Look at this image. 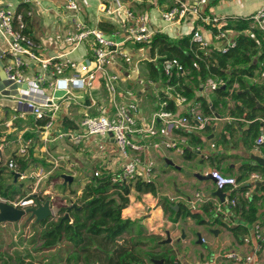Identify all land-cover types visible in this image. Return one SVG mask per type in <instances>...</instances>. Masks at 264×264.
<instances>
[{
    "label": "built area",
    "instance_id": "2783aa9c",
    "mask_svg": "<svg viewBox=\"0 0 264 264\" xmlns=\"http://www.w3.org/2000/svg\"><path fill=\"white\" fill-rule=\"evenodd\" d=\"M2 0H0L1 2ZM26 6L39 5L40 0H21ZM158 8L157 0H148ZM166 7L159 10L160 21L164 26H160L159 19L152 21L151 17L145 13H138L129 7L124 6L120 0H103L99 5L101 12L107 15H116L118 23L124 27L127 35L123 41L117 42L109 39L99 27H89L82 19V6L78 0H67L64 6L66 17L70 20L64 43L73 46V50L83 44H87L91 50V57L85 61H76L61 55L46 59H41L33 51L36 43L33 38L26 33V19L33 16V12L26 13L0 6V39L2 47L1 59L4 63V72L7 80L15 85L27 84L28 89H19V96L4 95L0 91V99H10L11 109L14 111L10 120L3 125L7 130L14 129V123L20 119H26L30 114L36 122L43 121L44 125L38 126L39 134L43 144L57 139L67 138L79 144L87 137H103L114 139L115 145L124 158L125 163L119 173L96 172L95 177L112 176L113 183L124 181L126 183L141 181H153L155 162L148 157L150 145L146 143L147 137H160L159 144L168 150L175 151L180 155L186 154L187 150L199 153L203 158L208 159L209 154L203 152L202 146L191 147L186 135L175 133L176 130H204L212 122L221 120L213 112L212 115H205L202 104L197 101L189 106L187 117H179L174 112L164 109L154 116L153 124L142 125L138 114L140 112L139 99L132 91H126L125 95L130 97L129 101H119L118 97L122 91L118 90L117 83L130 68H137L141 62L149 61L160 66L163 79L158 85V93L161 91L173 99L176 105L189 103L187 97L177 92L175 87L170 85L173 78L186 77L189 71L186 70L177 58L163 59L158 64L160 56L152 58L149 55V47L154 38L166 32L167 29L185 28V37L191 38V43L196 45V51H201L205 56L217 51L226 54L236 46L237 35H233V30L227 28V18L207 16L204 8L211 0H167ZM65 16H61L64 19ZM65 17V18H66ZM249 25L246 33L253 36L252 30L258 29L264 33V5L252 16L242 19ZM209 27L212 35L211 41L206 37L203 26ZM238 33V32H237ZM174 39V38H173ZM175 40V39H174ZM137 55V58L135 57ZM36 62L38 70L34 77H29L27 69L30 68V61ZM253 85L264 83V59L258 63V69L253 71V76L249 77ZM202 92L204 95L216 93L221 87H228V80L218 76H210L204 82ZM103 84L108 86L111 93V100L108 107L99 106V95ZM152 81H148V85ZM239 86L233 85L230 95L238 91ZM83 94L90 97L92 107H98L96 113L86 111ZM72 102L83 106L85 113L76 128H68L67 125L58 126L57 118L60 115L62 104ZM13 104V105H12ZM1 107L8 105L0 104ZM162 108L166 103H162ZM214 114V115H213ZM165 122V127L161 130L156 127V119ZM198 122V126L194 124ZM54 136V137H53ZM19 148L17 156L25 157L29 154L33 139L18 140ZM212 144V148H215ZM256 149L264 148V122L261 132L255 140ZM3 146H0V152ZM264 158V156H263ZM257 167V163H254ZM5 166L15 178L18 173V180L35 179L38 184L48 178L45 169L40 168L30 173H22L15 157H11L5 162ZM212 174L218 179L216 188L225 193L224 202L218 198L214 204V214L229 224L236 213L243 218V212L249 206L255 204L257 208V219L250 224L253 239L258 242L253 253L240 254L230 251L226 253V258L231 264H264L261 252L264 251V186L260 188L256 184L264 183V171H247L241 181L237 176L224 178L218 170H210L206 174ZM173 202H187L192 210H200L203 204L211 201L210 197L203 193H198L194 198H170ZM35 206L34 200L23 202L22 207ZM238 208L244 211H237ZM240 226L241 224H235ZM245 226V225H243ZM246 227V226H245ZM243 242L251 244L252 237L245 236Z\"/></svg>",
    "mask_w": 264,
    "mask_h": 264
},
{
    "label": "crops",
    "instance_id": "0c3cea01",
    "mask_svg": "<svg viewBox=\"0 0 264 264\" xmlns=\"http://www.w3.org/2000/svg\"><path fill=\"white\" fill-rule=\"evenodd\" d=\"M66 1L67 0H40L39 5L26 6L21 0H2L0 6L8 7L22 13H26L28 10L33 12V16L26 19V33H28L35 41L36 47L33 51L39 56V58L46 59L67 55L68 58L72 60L85 61L91 57L89 45L83 44L73 50L72 45L64 43L66 33L71 26L70 20L65 16L66 13L64 6ZM78 1L82 6V19L89 27H99L105 35L113 41L120 42L126 38L127 33L124 30V27L118 23V17L116 15H107L100 11L99 5L103 0ZM120 1L124 6L131 8L135 12L148 14L152 21H157L159 19V10L170 3L167 0H157V8L154 3L149 2L148 0ZM263 5L264 0H211L204 8V13L207 16L227 18L226 26H228L254 15ZM61 16H65L66 18L64 17V19H62ZM36 19H38L37 22L35 21ZM44 26L46 27L45 31ZM203 31L206 37L211 41L212 35L209 32V27L204 25ZM236 34H238L237 31L233 30V35L235 36ZM2 47H4V44L0 39L1 52ZM135 57L137 58V55H135ZM143 63L144 62L138 64V69L135 67L130 68L129 71H126L120 76V81L117 83V87L118 90L122 91V95L118 97V100L127 102L130 100V97L126 96L125 92H134L139 99L140 112L138 117L140 123L142 125L146 124L150 126L153 124L154 116L160 113L163 108L159 103L160 96L158 93V85L154 82L148 85V81L150 80L148 77L149 75L145 76V81H143L141 77L144 68ZM37 66L36 62L30 61V68L27 69L29 77H34L38 70ZM146 71L148 73L147 69ZM140 81L143 82L144 86L147 84V88L150 89L152 95L146 94L144 88L135 91L130 87L134 85L141 87L137 84L141 83ZM244 81L247 86L253 85L249 80V77H246ZM241 92H243V90L239 88L238 91H236V94ZM82 96L84 99L80 100V103L84 101L86 111L89 113H96L98 107H92L93 104L90 101V97L87 94H83ZM95 97L99 99V106L102 104V106L108 107L111 100V93L108 86L103 84L100 94ZM197 97H205L212 106L215 104L216 106L213 107V112L216 116L220 117L221 120L212 122L210 126H207L201 131L194 129L182 131L176 130V135H186L192 145L191 147L202 146L203 152L209 154L210 157L207 160H210L213 166L206 167V165H204L206 170L203 174H206L213 169L218 170L220 164H223L225 161H230L229 166L230 169L235 172L234 176L245 175L247 171L243 173L245 171L243 166H255V161H253L251 157L259 156L263 158L264 156V148L256 149L255 147V134L259 135L261 132L264 122V112L256 111L255 119L252 121L247 119L250 114V108L245 107L244 100H233L230 102V97L224 100L218 96L217 92L211 95H204L202 87L197 92ZM11 102L10 99H0V104L8 105V107L0 106V124L10 120L13 115L14 111L10 107ZM194 102L196 101L193 100L191 102L189 101L188 104L177 105L178 109L174 113L179 117H187L189 115V106ZM84 107L72 102L62 104L60 115L57 118L58 126L64 124L67 125L64 120V118H67L69 123L72 124L70 126L67 125V127L71 129L76 128L85 113ZM237 107H241L244 111L240 118H236L234 115V112L238 111ZM255 109L260 108H257L256 106ZM223 110H225L226 114L221 116L220 114ZM257 121L261 123L259 128L253 127L252 125ZM194 124L196 126L199 125L195 120ZM230 124H233L234 126L229 130L227 129V126ZM14 127L15 128L12 130H7L3 125H0L3 132L9 134V143L14 146L16 151L15 155L17 156L19 148V138L33 139L34 143L29 150V154L25 156V158L28 159L31 156L32 149L35 151L34 153L39 150L38 153L41 154L40 157L43 158L47 164V166H40L38 168H43L48 173V178L45 181L56 183L66 195H68L69 192L77 191L78 196H81L85 186L95 177L96 172L116 174L121 171L125 163L124 158L119 153L115 142L112 141L111 138L87 137L79 144H75L69 139H57L46 145L43 144L41 140L37 122L30 114L27 115L26 119L16 121ZM156 127L161 130L165 127V122L157 118ZM28 132L32 133L31 135L34 136L29 138L26 137L25 135ZM191 135L197 136L201 142L198 143V145H195L196 143H193L191 140ZM217 137L220 139L215 140ZM160 140V137L149 136L146 141V143L150 145L148 158L155 162L154 182L158 186V195L155 196L152 193H138L134 190V193L129 196L130 203L128 207L123 210L122 216L124 219H131L138 222L141 225V228L145 231V234L143 235L144 238L149 239L153 236L161 238L158 245H155L153 242L148 243L154 244L156 247H161L162 252L160 254H164L168 251H172L171 249L175 246L174 244L162 245L160 243L162 240L167 239V233L170 232L171 237L174 239L182 237L184 230L183 228H181L182 230L179 228L182 218L178 223L171 221L169 215L166 214L163 206L160 204V199L164 197H182L188 200L189 198H194L198 193L206 194L208 192H214L217 188L216 184L211 181L200 182L196 178L187 176L186 174V172L195 173L200 171L199 167L201 163L198 162H200L201 158L203 159L202 155L197 153V156L194 159H187L184 155L182 156L175 151L168 150L160 145ZM100 141L101 145H99ZM207 142H210V147L207 146ZM212 144H215L216 147L212 148ZM0 146H3V150L0 152L1 158L6 162L12 156L5 158L4 145L1 144ZM166 159L172 161L174 166L167 164ZM175 166L181 167L182 170H178ZM63 175L74 177L72 184H66L68 185L66 189L61 187L62 185H65L62 177ZM76 178H79L78 183H75ZM46 193H48V191H46ZM210 198V202L215 204L216 199L213 197ZM215 217L216 216H214V219ZM238 223L245 225L247 228L246 231L234 232L229 229L238 227L235 225ZM170 225L173 226L171 229L169 228ZM190 225H193L194 227L197 226L201 229L203 228V225L196 224L194 219L191 220ZM223 226L224 225H222V227ZM250 228V224L236 213L233 220L229 221L228 226L226 225L223 227V241L216 242L213 239L215 234L212 235L213 238L207 236V234L201 235V242L195 241L196 239L194 237L188 238L187 235L184 239L178 242V244L183 243L184 248L187 246L192 247V252L190 253L189 258L185 254H179L176 255V257L171 254V256L175 258V264H231V261L226 258L227 252L234 251L240 254H251L258 246V242L253 239L252 230ZM186 229L187 228H185V231ZM221 232L222 231H219L218 235H220ZM163 233H166V236H164ZM218 235H215V237ZM245 236L252 237L251 244L246 245L243 242ZM174 241H176V239ZM224 241L227 243H224ZM261 256L264 261V251L261 252ZM1 258L2 256L0 255V264H3L4 261L3 259L1 260ZM7 263L13 264L9 263V258L7 259Z\"/></svg>",
    "mask_w": 264,
    "mask_h": 264
},
{
    "label": "trees",
    "instance_id": "16d2710c",
    "mask_svg": "<svg viewBox=\"0 0 264 264\" xmlns=\"http://www.w3.org/2000/svg\"><path fill=\"white\" fill-rule=\"evenodd\" d=\"M227 28L238 32L236 46L229 50L226 54L213 52L210 56H205L203 52L196 51V45L191 43L190 37L174 40L173 37L165 32L157 35L149 47V55L154 58L160 56L158 60L160 64L163 59L177 58L182 66L190 72L186 77L173 78L170 85L174 86L176 91L187 97L188 100L197 101L202 104V109L206 115H212V108L205 97H197V92L202 87V84L210 76H218L228 80L229 86L221 87L217 94L224 100L230 97L229 87L234 83H239L243 92L235 94V100H244L245 107L250 108L248 120L255 119V112H264V109H255L258 103L264 106V83L262 85L247 86L244 79L253 76V71L258 69V63L264 59V33L258 29H253V36L246 33L249 30L247 22L240 20L233 25H228ZM262 51L258 52V48ZM149 78L154 83H160L163 79L161 68L155 63L146 61ZM191 75L195 80L194 88L186 84L190 81ZM191 80L190 82H192ZM249 91V92H248ZM255 97V99L253 98ZM160 105L166 103L163 108L168 112H176L178 107L173 99H168V96L161 91ZM237 112H234L236 118H240L244 111L241 107H237ZM68 126L67 118H64ZM45 122L38 121L37 126L44 125ZM260 122H254L253 127H260ZM234 125L230 124L227 129ZM256 138L258 134H255ZM254 136V137H255ZM3 134L0 130V145ZM191 140L195 145L201 140L191 135ZM197 156L196 152L187 150L185 157L194 159ZM19 164L22 173H29L33 169L40 166H47L44 160L36 157L34 150H31V156L17 157L14 155ZM245 171L261 170L260 166L245 165ZM112 176L94 177L88 183L81 196H78L77 191L71 192L73 197H76V202L69 198V203L75 205L62 206L60 208V217L57 220H46L35 223V226H43L41 232L43 239L42 248L45 250L54 249L64 243L68 244L77 254L76 257L81 264H154L151 259H164L166 264H175V258L170 256L172 251H168L156 257L151 252L146 253L144 248L149 245L143 238V230L141 225L131 219H124L122 212L130 203L129 196L132 191L138 193H152L158 195V186L154 181L141 182L135 181L126 183L119 181L113 183ZM243 176H237L238 181H241ZM20 180L15 182V178L8 168L4 166V161L0 155V197L6 200H13L15 196L21 194L23 184H19ZM66 189L68 185H62ZM34 199L33 196H31ZM37 201V199H35ZM40 200V199H39ZM160 204L163 206L166 214L169 215L171 221L178 223L181 218H192L197 221L198 225L212 223L211 212L214 209V204L208 202L203 204L201 210L205 215L192 214L190 210L183 204L173 202L169 198H161ZM178 207V210L176 209ZM244 211L238 208L237 211ZM257 208L255 204L249 206V209L243 212V218L248 224H252L257 219ZM69 218H66V215ZM214 215V214H213ZM215 216V215H214ZM209 218V221H207ZM215 224L228 226L221 218L215 217ZM138 226L140 233L132 238H127L126 233L133 227ZM234 232L246 231V227L240 225L238 227L229 228ZM155 245L159 244L161 238H149Z\"/></svg>",
    "mask_w": 264,
    "mask_h": 264
},
{
    "label": "rangeland",
    "instance_id": "374dc122",
    "mask_svg": "<svg viewBox=\"0 0 264 264\" xmlns=\"http://www.w3.org/2000/svg\"><path fill=\"white\" fill-rule=\"evenodd\" d=\"M158 17L160 18V14ZM37 20L38 19H36L35 21L37 22ZM159 24L160 26H164L163 22H161L160 19H159ZM45 30H46V27L44 26V31ZM166 32L169 33L175 40H178L180 39V36H183V37L185 36V32H187V29L183 27L182 28L178 27V28L167 29ZM259 51H262V48L259 47L258 52ZM143 65H144V68L142 70L141 77L143 81H145L146 80L145 76H148V73L146 71L147 69L146 62H144ZM191 80H193L192 75L190 77V81ZM190 81H187L186 84L194 88L195 80H193L192 82ZM141 83H137L141 87H137V85L130 86V87H132V89H134L135 91H139L144 88L146 94L152 95V92H150V89L147 88V84L145 83L146 84L145 85L146 87H145L143 85V82ZM204 84L205 83H203L202 86H204ZM235 84H237L239 88H241L239 83H234L233 85ZM233 85L230 86V90L233 89ZM235 94L236 93H233L232 95H230V99H231L230 102L233 100L236 101L234 98ZM225 114H226L225 110H223L221 111L220 115L224 116ZM0 130H2V133H3V137H2L3 143L2 144L4 145V152H5L4 157L5 158H7L8 156L13 157L16 151L14 149V146L9 143L10 142L9 134L3 132L2 128H0ZM31 134L32 133L28 132L25 136L28 138L33 137L34 135H31ZM219 139L220 138L217 137L215 140H219ZM63 140H68V139L64 138ZM99 145H101V141L99 142ZM210 145H211L210 142H207V146L210 147ZM38 151L35 153V155L37 156L38 159L44 160L43 158L40 157L41 154L38 153ZM229 162L230 161H225L223 164H220V166L218 167L219 168L218 171L220 172L221 176L224 178L235 177L234 176L235 172L232 169H230ZM198 163H201L199 167V170H200L199 173H203L206 170L204 165H206V167L213 166L210 160H207L205 158L203 159L201 158L200 162ZM4 166H5V162H4ZM36 169H33V170H36ZM261 171H263V169H261ZM245 172L246 171H244L243 173ZM154 180H155V174L153 175V181ZM78 182H79V178H76L75 183H78ZM21 183L23 184V187L21 188V194H24L23 197L21 195H17L14 197L12 201L6 200L2 197L0 198L16 206L22 205L23 202L31 200L32 195L37 196L36 198L33 199L35 205H36L35 199L37 198L40 199L42 203H44L47 200H50L52 207H53V215L49 219L50 221L57 220L60 217L59 211L62 206H67V205L72 206L73 205L69 203L68 201L69 198H72L76 202V197H73L71 192H69L68 195H66L65 193H63L60 187L56 185V183H52L51 181L47 182L44 180L38 184L37 180L29 178V179H26L25 181L20 180L19 184ZM46 191H48V193H46ZM132 193H134V191H132ZM171 198H174V197H171ZM213 212H211L210 214L212 218V223H207L203 225L202 229L198 228L197 226L194 227L193 225H190L191 220H193L192 218H188V219L182 218L179 228L180 229L183 228L184 231H185V228H187L185 231V235L186 236L188 235V238L194 237L196 239L195 241L197 242L199 241V235L201 236V235L207 234V236H210L211 238H213L212 236L213 233H211V231L219 230V231H222L221 234L216 237L214 235L213 239L216 242L223 241L224 239L223 227L224 226L222 227V225L214 223L215 219H214ZM194 222L197 224V221L194 220ZM172 227L173 226L170 225L169 228L171 229ZM43 229H44L43 226H35V221L34 219H30L29 214L26 215L17 224L8 223V224L0 225V255L2 256L1 260L3 259L4 263L6 264H8L7 263L8 258H9V263H13V264H81L76 257L77 253L71 247H67L68 244L66 243L54 249H51V250L43 249L42 248L43 239L41 236V232ZM139 233L140 231H139L138 226H135L132 229H130L129 232L126 233V237L130 239L134 236H137ZM142 233L144 235L145 231L143 230ZM163 235L166 236V233H163ZM143 239L147 242H152L148 238H143ZM175 239L176 240L180 239V237L174 238V240ZM224 243H227V242L224 241ZM161 250H162L161 247H156L154 244H151V243H149V245L144 248V251L146 253L151 252L153 255L155 254L156 257H159L157 254L159 255L163 254V253L160 254L162 252ZM171 250L173 252V255H175V257L176 255H179V254H185L189 258V255L192 252V247L187 246L184 248L183 243H180L178 245L173 246V249ZM155 260H162V259H155ZM146 264H150L149 261H146Z\"/></svg>",
    "mask_w": 264,
    "mask_h": 264
},
{
    "label": "water",
    "instance_id": "95a60500",
    "mask_svg": "<svg viewBox=\"0 0 264 264\" xmlns=\"http://www.w3.org/2000/svg\"><path fill=\"white\" fill-rule=\"evenodd\" d=\"M1 55V51H0ZM19 89H28L27 84L23 85H15L12 84L9 80H7L6 74L4 72V63L0 57V91L4 95H11V96H19ZM249 92V91H248ZM255 99V97H253ZM257 108L264 109V106L260 103L257 104ZM214 110V108H212ZM114 141V139H112ZM253 161L257 163L258 166L264 168V158L259 157V156H252L251 157ZM167 164H171L174 166V163L168 159H166ZM178 170H182L181 167L175 166ZM187 176L194 177L199 181H211L213 183H217L218 179L214 177L212 174H203L199 172H186ZM19 174H15V182L18 180ZM64 179V184H72L74 181V177L70 175H63L62 176ZM258 188L261 186H264V183H258L256 184ZM207 197H213V198H218L221 202H224L225 198V193L221 189H217L214 192H208L204 194ZM34 198L37 196L32 195ZM183 204L190 210L192 214H201L205 215V213L202 210H192L191 205L187 202H183ZM73 208H75V205H72ZM178 210V207H176ZM30 215V219H34L35 223L41 222V221H46L49 220L52 215H53V207L51 204L50 200L45 201L42 203L38 198L36 201L35 206H16L14 204L8 203L7 201H4L0 198V225L2 224H8V223H13L17 224L20 222L26 215ZM66 218H69V215H66ZM207 221H209V218H207ZM212 233L215 235L219 234V230H212ZM185 232L183 231L182 237L180 239L174 241V239L171 237L170 232L167 233V239L162 240L160 243L162 245H176L178 242L182 239L185 238ZM199 241H202V237L199 235ZM171 256V255H170ZM151 261L154 264H165V260H155L151 259Z\"/></svg>",
    "mask_w": 264,
    "mask_h": 264
},
{
    "label": "flooded vegetation",
    "instance_id": "af4514ba",
    "mask_svg": "<svg viewBox=\"0 0 264 264\" xmlns=\"http://www.w3.org/2000/svg\"><path fill=\"white\" fill-rule=\"evenodd\" d=\"M166 264V263H165Z\"/></svg>",
    "mask_w": 264,
    "mask_h": 264
}]
</instances>
